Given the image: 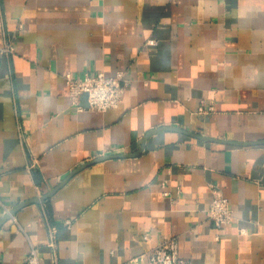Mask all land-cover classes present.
I'll return each mask as SVG.
<instances>
[{
	"label": "crops",
	"instance_id": "obj_1",
	"mask_svg": "<svg viewBox=\"0 0 264 264\" xmlns=\"http://www.w3.org/2000/svg\"><path fill=\"white\" fill-rule=\"evenodd\" d=\"M7 30L0 264L32 246L51 264L49 226L60 264H150L173 235L187 264H264V0H0ZM68 71L129 84L119 106L78 110ZM212 184L234 213L221 228Z\"/></svg>",
	"mask_w": 264,
	"mask_h": 264
},
{
	"label": "built area",
	"instance_id": "obj_2",
	"mask_svg": "<svg viewBox=\"0 0 264 264\" xmlns=\"http://www.w3.org/2000/svg\"><path fill=\"white\" fill-rule=\"evenodd\" d=\"M22 24H19V28ZM13 37L7 30L5 38L0 43V55L6 59L8 63L11 62V57L15 53V46L13 44ZM148 43L157 44L155 38H149ZM64 79L69 89V95L74 104L77 105L78 110L85 108L97 111H105L109 108L119 106L122 102L129 80L124 78L123 72H117L115 75L109 76L104 71H96L91 73L85 72L82 76H75L72 72L64 73ZM87 93V106L85 107L81 102V97ZM216 107L213 101L209 103L201 102L197 112L201 115H208L215 111ZM24 136V133H22ZM25 137L21 136V139ZM213 197L207 208L208 217L214 222L215 226L221 228L224 224L231 222L234 219L233 209L230 204L228 196L224 193L222 188L218 185H211ZM165 195H170L169 190L164 191ZM1 201V199H0ZM66 225H70L71 218H67ZM245 232L244 229L240 230ZM57 236L58 227L49 226L48 228V246L51 252V264H60L57 252ZM149 238L148 235H144ZM150 264H187V261L179 254V240L178 237L173 235L157 245L152 247L147 252ZM27 264H40V256L35 246H32L26 256Z\"/></svg>",
	"mask_w": 264,
	"mask_h": 264
},
{
	"label": "water",
	"instance_id": "obj_3",
	"mask_svg": "<svg viewBox=\"0 0 264 264\" xmlns=\"http://www.w3.org/2000/svg\"><path fill=\"white\" fill-rule=\"evenodd\" d=\"M84 101H86L87 100V93H84L83 95H82V97H81ZM88 105V104H87ZM165 127H170V126H165ZM170 128H176V129H180V128H178V127H173V126H171ZM195 135H198V134H195ZM102 157H106V156H102ZM102 157H99V158H96V159H94V160H90V161H88V162H86V163H84V164H82V165H80L79 167H77V168H75L69 175H67V177L64 179V180H62L51 192H49L48 194H46V195H43V196H41L40 198H34V200H28V201H26V202H23L22 204H20V205H24V204H27V203H29V202H33V201H37V200H40V199H43V198H45V197H48V196H50V195H52L61 185H63L65 182H67L68 180H69V178L71 177V176H73V174H75L78 170H80V169H82L83 167H85V166H87L88 164H90V163H92V162H94V161H96V160H99V159H101Z\"/></svg>",
	"mask_w": 264,
	"mask_h": 264
}]
</instances>
